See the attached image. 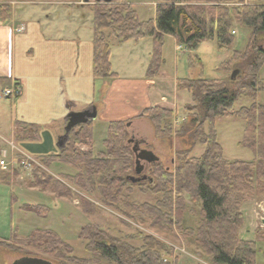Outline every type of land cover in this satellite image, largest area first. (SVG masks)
<instances>
[{
    "label": "trees",
    "instance_id": "trees-1",
    "mask_svg": "<svg viewBox=\"0 0 264 264\" xmlns=\"http://www.w3.org/2000/svg\"><path fill=\"white\" fill-rule=\"evenodd\" d=\"M87 1L95 3L91 7L94 78L116 76L111 70V46L105 29L120 41L150 38L153 49L146 73L154 76L163 62L164 35L172 36L187 51L195 50L203 40H215L219 51H227L234 39L235 18L249 33L243 50H235L220 68L230 64V58L236 59L239 73L229 80L177 77L176 89L186 91L193 102L184 106L185 117L177 129L172 128V109L152 106L142 111L140 117L152 122L157 136L177 137L180 145L175 150L172 169L158 160L146 164L142 171L144 180L130 181L127 177L136 174L134 154L126 139V122L107 123L101 146L94 149L96 129L90 121L71 128L57 153L38 157L30 186L49 189L57 197L77 198L83 213H94L98 207L93 201L40 168L51 163L68 164L76 168V173L61 177L75 189L153 228L169 232L175 228L187 243L199 247L211 263L256 264L257 242H264V227L256 228L254 239L247 240L240 237L239 230L244 223L242 203L264 195V105L256 100L257 94L264 91L259 76L264 63V0H157L154 17L148 20H140L132 4L125 0ZM235 2L240 4L227 5ZM9 16L10 8L0 5V17ZM194 58L200 64V59ZM0 81L2 86L10 84L9 79ZM16 84L20 88L17 81ZM242 96L251 103L233 113L244 121L238 144L249 148L253 158L228 160L223 157L214 123L217 118L228 116L234 102ZM14 126L26 133L27 128L36 131L33 124L15 121ZM198 143L205 148L195 157L191 152ZM78 144H88V149L79 150ZM134 186L150 194L153 202L131 200ZM186 198L197 204V212ZM20 209L40 216L47 213V208L39 204L23 203ZM187 214H194L195 227L186 224ZM138 235L142 237L141 233ZM79 238L87 242L85 249L91 258L68 255L73 264H172L163 261L157 250L160 243L150 235L142 237L140 246H133L91 223L80 228ZM6 242L9 248L31 245L39 249L43 244L47 252L59 248L71 251L70 244L51 229L35 228L25 236H17L16 229Z\"/></svg>",
    "mask_w": 264,
    "mask_h": 264
},
{
    "label": "rangeland",
    "instance_id": "rangeland-1",
    "mask_svg": "<svg viewBox=\"0 0 264 264\" xmlns=\"http://www.w3.org/2000/svg\"><path fill=\"white\" fill-rule=\"evenodd\" d=\"M16 1L21 0H0V5L9 7L13 14L15 10L21 8L25 12V8L29 7L27 15L32 16V12L37 10V7L30 5L24 7L21 4H15L12 6ZM126 1L132 4L141 20H148L152 17L155 11V3L157 2V0ZM54 2H61V4L57 7H51L52 9L49 10L51 17L49 21L52 28L54 25L55 28L62 26L61 28H64L65 32L68 33V30L72 31L75 26L78 35L90 30L92 27L91 7L95 4L93 1L71 0L68 2ZM63 4L68 5L65 6ZM239 4L235 2L227 5L238 6ZM234 20V39L227 51H219L216 47L215 40H203L193 51L177 49L172 39L170 37L166 38L163 46V62L160 66V70L164 72V76L161 75L163 80L160 81L162 82L161 86L164 89V93L160 96L161 105L159 107L164 106L163 108L173 110L174 119L172 128L177 129L180 122L184 119V106L193 104L190 95L186 91L175 89V77L224 78L225 80H229L233 70L237 71L236 75L239 73L238 65L235 63L236 59L230 58V64L225 65L224 68H220L221 62L232 56L235 50H243L242 48L245 45L246 37L249 33V29L241 27L239 22L236 21V18ZM104 32L112 48L113 70L116 69L120 74L125 76H137L140 81L146 79L147 75L144 74V71L147 68L149 58L151 59V56H149L151 50L148 46V41L150 40L151 42V39L144 38L139 43L141 46H134L133 40L123 43L125 41H120V39L111 35L107 29ZM144 42L146 43L142 44ZM194 56L200 59V64L195 61ZM261 69L259 76L261 80L263 79L264 84V63ZM107 80V83L111 82L110 79ZM101 82L97 84V87ZM155 86L154 94L159 89L158 84L155 83L153 87ZM152 89V86H150V92ZM256 100L258 103L264 105V91L257 94ZM250 103V99L242 96L234 102L231 113L228 116L219 117L215 120L214 129L216 138L222 147L223 157L225 159L250 160L253 157V153L249 148L238 145L242 139L244 121L233 114L234 111ZM11 119L12 103L10 100L2 98L0 91V159H4L6 163H9L8 170L0 168V264H12L14 260L21 256L38 257L48 260L52 264H73L72 260L68 259V255L76 256L79 259L88 258L89 260L91 254L85 249L87 242L79 238V231L82 226L91 223L98 225L109 236L120 238L127 242V244L133 246H140L143 236H152L160 243V246H158L159 249L157 248V250L160 251L159 254L164 262H171L172 264H213L199 247L187 243L175 228L172 229L173 232L153 228L147 225L145 221L134 220L130 215L105 205L99 198L88 197V194L75 189L61 177V174L76 173V168L68 164L51 163L47 167L40 165V168L46 174H50L54 179H60L82 197L93 201L98 207L94 213H83L80 208L79 199L77 198L57 197L49 189L43 190L30 186L32 168L35 164L39 165V159L29 157L34 162L30 167L25 168L19 162L21 159L28 160L26 156H13L14 151L11 145L13 142L11 138L13 135V125ZM127 123L129 125L125 127L127 132L126 139H131V135H134L135 140L144 139L145 144H142V141L140 142V145H142L141 148L146 147V149H150L164 165L172 169L175 164L174 153L180 145L177 137L162 138L157 136L152 122L147 118L139 117L132 119L131 122L128 120ZM93 125L95 126V135L97 137H94L92 143L95 144L93 146L94 149H97L101 146L105 126L104 128L100 127L95 120L93 121ZM14 132L17 133L15 130ZM128 144H130L129 148H131L132 143L130 142ZM76 146L79 150L84 151L88 149V144H78ZM204 148V145L196 144L191 155L199 157L203 153ZM263 198L264 195L261 198L259 197L257 200L259 204L257 203L255 207H257V217L264 220V204L260 202ZM130 199L136 202H153V197L150 194L140 192L136 186L132 187ZM186 200L187 204L197 212V204L188 198ZM23 203L43 205L47 208V213L46 215L40 216L36 213L22 210L20 207ZM185 218L187 225L191 227L196 226L197 219L194 214H187ZM35 228L55 231L62 240L70 244L71 251L69 252L68 249L59 248L47 252L44 250L43 244H41L42 248L40 247L39 249L31 245L13 246L11 248L6 246V240L11 237V234L16 229L17 236H25ZM139 233L142 234V237L138 235ZM239 235L242 239H254V234L245 233V231L240 232ZM256 264H264V242H257Z\"/></svg>",
    "mask_w": 264,
    "mask_h": 264
},
{
    "label": "crops",
    "instance_id": "crops-1",
    "mask_svg": "<svg viewBox=\"0 0 264 264\" xmlns=\"http://www.w3.org/2000/svg\"><path fill=\"white\" fill-rule=\"evenodd\" d=\"M15 4L24 7L30 5L37 7V10L32 12V16L27 15L28 7L25 12L22 8L15 10L14 14L10 11L7 19L0 17V80L9 79L10 83L17 81L20 85L19 96L10 100L13 156L37 159L57 153L60 148L58 141L65 135L64 128L70 112L94 109L96 117L93 121L104 128L110 121L131 122L132 119L139 118L144 109L161 105L160 96L164 89L160 81L163 80L161 75L164 76V72L159 68L154 76L148 77L146 72L150 58L144 71L147 78L140 81L137 76H125L118 70H113L111 48V70L116 76L94 78L92 27L88 32L79 34L80 36L75 26L68 33L62 26L55 28L54 25L52 28L49 10L61 2L21 0L14 2L12 6ZM153 17L154 14L149 19ZM19 26L24 29L17 33L14 28ZM167 37L172 39L175 48L184 49L178 48L176 40L170 35H164V42ZM141 40L134 41V46H141ZM130 41L132 40L123 43ZM148 43L152 52V40ZM107 79L111 82L107 83ZM100 81L102 82L97 87ZM155 83L159 87L156 94V86L153 87ZM150 86L153 88L151 92ZM2 87L0 84V90ZM15 121L33 124L36 131L32 132L33 129L27 128L28 132H23L14 126ZM260 202L264 204V198ZM257 203L255 199L242 203L240 209L244 215V223L239 234L242 231L253 234L256 228L264 227V220L256 215Z\"/></svg>",
    "mask_w": 264,
    "mask_h": 264
},
{
    "label": "water",
    "instance_id": "water-1",
    "mask_svg": "<svg viewBox=\"0 0 264 264\" xmlns=\"http://www.w3.org/2000/svg\"><path fill=\"white\" fill-rule=\"evenodd\" d=\"M87 1V0H85ZM97 1H109V0H97ZM237 71L233 70L231 73L230 78L234 79ZM96 117V112L94 109H84L82 111L78 112H70L67 116V123L65 125V135L62 136L58 141V146L61 148L64 145V142L67 137V133L70 131L71 128L78 124H85L89 123ZM129 125L128 123L126 124ZM128 142H131V140H128ZM132 146V152L134 154V173L136 176H128L127 179H129L132 182H138L140 180H144L146 178L145 175L142 174V171L144 169V165L141 163V161L146 162L148 164L158 161V157L150 150L147 149H141L138 145V142L133 141ZM12 264H52L48 260L41 259L38 257H28V256H22L17 258L12 262Z\"/></svg>",
    "mask_w": 264,
    "mask_h": 264
},
{
    "label": "built area",
    "instance_id": "built-area-1",
    "mask_svg": "<svg viewBox=\"0 0 264 264\" xmlns=\"http://www.w3.org/2000/svg\"><path fill=\"white\" fill-rule=\"evenodd\" d=\"M23 29H24L23 26H19L17 28H14V31L18 33L23 31ZM19 93H20V88L14 81H12L9 85L2 87L1 89V96L5 99L14 100L19 95ZM26 158L28 160L21 159L19 163L21 164V166L28 168L32 165L34 160L30 159L29 157ZM0 168L3 170H8L9 163H6L4 159H0Z\"/></svg>",
    "mask_w": 264,
    "mask_h": 264
},
{
    "label": "flooded vegetation",
    "instance_id": "flooded-vegetation-1",
    "mask_svg": "<svg viewBox=\"0 0 264 264\" xmlns=\"http://www.w3.org/2000/svg\"><path fill=\"white\" fill-rule=\"evenodd\" d=\"M131 137H132V139H133L134 141H136V142H138V143H140L141 141H142V142H145L144 139H141V140H135V139H134V135H131ZM142 142H141V143H142ZM143 144H144V143H143ZM140 146H142V145H140ZM21 257H22V256H21Z\"/></svg>",
    "mask_w": 264,
    "mask_h": 264
},
{
    "label": "bare ground",
    "instance_id": "bare-ground-1",
    "mask_svg": "<svg viewBox=\"0 0 264 264\" xmlns=\"http://www.w3.org/2000/svg\"><path fill=\"white\" fill-rule=\"evenodd\" d=\"M239 145V144H238ZM133 153V152H132ZM143 173V172H142Z\"/></svg>",
    "mask_w": 264,
    "mask_h": 264
}]
</instances>
